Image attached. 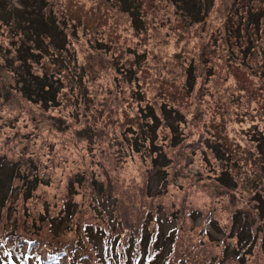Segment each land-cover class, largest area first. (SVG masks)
<instances>
[{"label":"rangeland","instance_id":"374dc122","mask_svg":"<svg viewBox=\"0 0 264 264\" xmlns=\"http://www.w3.org/2000/svg\"><path fill=\"white\" fill-rule=\"evenodd\" d=\"M185 1L45 0L44 12L60 23L68 42L59 97L45 108L40 102L32 104L20 89L26 69L16 48L29 37V29L13 25L16 21L10 12L6 15L7 3L22 9L21 0H4L0 6V156L15 162L29 157L37 168L33 173L42 183L29 200L23 202L15 193L9 199L24 203L27 216L45 210L62 214V204L70 196L83 204L71 213V222L82 221L94 213L93 197L105 198L118 189L120 197L124 195L119 202L127 207L115 215L127 223L138 216L134 222L141 220L143 210L155 203L165 204L168 194L175 204L202 208L200 214H208L207 205L216 202L211 205L227 222L232 207L225 209L221 201L227 202L233 193L214 178L228 161L227 171L238 180L240 192L231 201L239 209L244 203L238 196L252 195L248 180L261 179L264 190V157L253 144V130L264 136V0H188L184 8ZM24 5L32 14L33 7ZM250 9L260 11L254 26L246 24ZM47 58L29 60L33 74L62 68L50 65ZM188 66L193 68L190 82L185 79ZM126 70L130 72L125 74ZM72 75L80 79L70 92ZM162 105L183 117L181 136L173 141L181 139L179 144L172 146L174 134L165 124L154 136L155 144L172 161L165 179L158 166L151 168L149 158L155 152L148 149V142L147 147L133 150L126 140L131 131L141 134V109L153 107L162 118L158 110ZM125 127L130 130L123 137ZM220 149L225 158L217 161L213 156ZM77 174L83 175V182L67 194L66 182ZM143 191L150 195L160 191L164 196L153 200ZM9 212L15 218L19 215ZM201 218L192 220V225ZM163 221L162 240L170 227ZM69 222L66 218L60 224L59 231L64 232L59 237L76 234ZM258 225L254 228L261 231Z\"/></svg>","mask_w":264,"mask_h":264},{"label":"trees","instance_id":"16d2710c","mask_svg":"<svg viewBox=\"0 0 264 264\" xmlns=\"http://www.w3.org/2000/svg\"><path fill=\"white\" fill-rule=\"evenodd\" d=\"M3 2L4 0H0V6ZM27 3L33 7L32 14L27 11L28 7L24 5ZM187 4L188 0L185 1L184 8ZM7 7L9 8L5 9L8 11L6 15L10 12V17L16 21L13 25L20 24L29 29V37L16 48V53L22 57L21 63L26 69L25 76L20 80L22 94L32 104L40 102L41 106L49 108L58 99L59 91L62 88L59 83L62 76L60 71L67 69V58L64 56V52H68V42L62 33L63 28L60 23V27L58 26L57 20L55 21L51 13L44 12L45 0H21L22 9L12 8L9 3H7ZM259 14V10H248L246 24L252 23L253 26L257 24L260 18ZM200 15L203 16L202 13ZM253 39L251 38V40ZM248 44L249 42H247L246 48H249ZM43 55L48 57L47 61L50 62V65L62 68L49 72L42 71L41 75L33 74L29 60L36 63L43 58ZM58 64L60 65L58 66ZM129 72L126 70L125 74ZM192 76L193 68L188 66L185 73L186 81L190 82ZM70 79L69 91L71 92L79 85L80 78L72 75ZM158 110L162 118L158 116L153 107L146 106L141 109L143 114H138L139 121H142L141 134L139 136L136 132L131 131V136L126 140L130 141V149L133 150H137L136 147L141 145L147 147L146 142H148V146L150 145L148 149L152 150L151 153L155 152L154 156L150 155L152 157L149 158L151 168L158 166V170L165 175V179L167 169H171L169 166L172 161L167 158L166 151L162 150L161 145L155 144L154 136L157 135V130H160L161 125L165 124L169 127V132L174 134L171 140L173 143L174 139L181 136L178 131L183 117L177 110L164 105L160 106ZM129 130L130 128L126 129L125 127L121 136L124 137ZM253 132L255 135L253 144L258 151L260 149V155L264 157L261 147L264 145V136L255 130ZM143 133H147L148 137ZM180 142L181 139H178L172 146L174 147ZM223 155L224 152L221 150L219 153L216 151L213 157L219 161L221 157L225 158ZM191 156L189 154L188 158L192 163L194 158L190 160ZM206 160L208 161L207 157ZM227 165H229V161L220 168L221 171L214 179L221 188L228 189L235 195L240 193L237 185L238 180L227 171ZM36 169L29 157L26 159L20 157L15 162L11 159L7 160L5 156H0V264H28L29 260L30 264H245L247 262L248 264H264V190L261 179L247 181L248 185L253 188H251L252 195L247 193L238 196L242 198L244 203L242 209H246L245 211L239 209L235 202L231 201L232 194L227 197V202L221 201L225 204L222 206L225 209L227 205L229 208L232 207L229 212V223L220 216L218 210L215 211V206L211 205L216 202H211V206L207 205L210 209L208 214L203 211L200 214L199 210L202 208L194 209L190 206L188 208L183 202L175 204L171 201L170 194L166 195L165 204L157 202L150 209L143 210L144 216L141 220L134 222L141 217L138 216L133 218V222L127 223L123 221L124 218L122 220L118 215H115V211H121L122 208L127 207L123 206V201L119 202L124 200V195L120 197L121 190L117 191L118 189L115 191L113 189L118 197L111 190L105 198L103 196L93 197L90 207L94 213H89L87 218H82V221L71 222L74 215L71 213L78 212L77 207L83 205L74 201L73 197L69 196L62 204V214L56 211L49 213L45 210L42 214H31V216L26 215L28 210L24 203L14 204L12 201V205V202L9 201L14 193L20 194L23 202L29 200L31 192L42 183L40 177L38 178L34 174ZM149 170L151 169L149 168ZM81 178L83 175L77 174L73 179H68L66 182L67 194L79 186ZM167 184L166 182V186ZM98 188L103 192V185H99ZM144 189L148 190V187L145 186ZM142 194L153 200L164 196V193L160 191L152 195L143 191ZM114 200L115 204H113ZM111 202L113 205H109ZM7 211L14 214L19 213V215L15 218L12 214L9 216ZM201 215L199 223L192 225V220H196L197 217L200 219ZM9 217L13 220H10ZM253 217L254 220H252ZM66 218L70 220L69 223L74 225L76 234L63 239L58 235H62L64 232L63 229L60 231L59 229L60 224ZM163 220H166L170 227L163 234L162 240L160 236ZM257 223H260L258 226L261 231L258 230V227L254 228ZM67 230L65 229V232ZM200 254H204L202 259L199 258Z\"/></svg>","mask_w":264,"mask_h":264}]
</instances>
